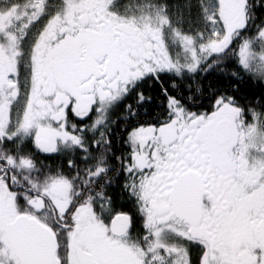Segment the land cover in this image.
<instances>
[{"label":"snow or ice","instance_id":"snow-or-ice-1","mask_svg":"<svg viewBox=\"0 0 264 264\" xmlns=\"http://www.w3.org/2000/svg\"><path fill=\"white\" fill-rule=\"evenodd\" d=\"M0 264H264V0H0Z\"/></svg>","mask_w":264,"mask_h":264}]
</instances>
